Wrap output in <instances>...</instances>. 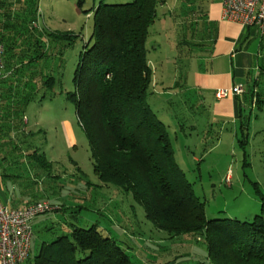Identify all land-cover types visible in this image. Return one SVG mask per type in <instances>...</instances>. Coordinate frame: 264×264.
I'll return each instance as SVG.
<instances>
[{
  "label": "rangeland",
  "instance_id": "obj_1",
  "mask_svg": "<svg viewBox=\"0 0 264 264\" xmlns=\"http://www.w3.org/2000/svg\"><path fill=\"white\" fill-rule=\"evenodd\" d=\"M129 1L85 0L82 7H77L75 0L39 1L41 27L50 36L47 55L38 66L41 75L54 77V85L40 89L33 86L34 99L19 103L26 135L12 131V142L0 149V178L5 192L23 194L26 201L48 200L54 206V211L31 221L30 263L42 242L68 233L73 225L96 224L104 236L127 243L132 247L125 248L128 254L135 253L131 256L134 264H138L136 259L148 256L139 245L160 243L170 248L174 244L179 251L180 246L193 244L188 237L166 240L130 193L99 179L93 170L86 132L67 95L76 91L74 71L92 28V17L85 12L101 2ZM197 3L199 9L193 5L192 11L187 9L185 13L180 8L183 0H160L157 5L146 42L153 71L147 102L167 126L175 159L204 203L206 218L252 221L260 211L258 189L264 194L263 79L260 74L255 77L260 87L259 106L251 105L249 96L238 99L230 92L222 98L223 102L234 101L235 116H223L214 109L216 102L210 94L199 91L194 75L205 64L209 39L203 12L208 0ZM53 33L71 35V39L55 38ZM248 43L245 46L251 49L253 44ZM252 48L259 55L258 64L264 66V37H259ZM257 62L251 59L253 80L259 71ZM33 149H38V161L33 158ZM15 204L13 201L10 206ZM163 237L165 241L159 242Z\"/></svg>",
  "mask_w": 264,
  "mask_h": 264
},
{
  "label": "trees",
  "instance_id": "obj_2",
  "mask_svg": "<svg viewBox=\"0 0 264 264\" xmlns=\"http://www.w3.org/2000/svg\"><path fill=\"white\" fill-rule=\"evenodd\" d=\"M39 1L0 0L4 62L0 149L12 142V131L25 134L22 124L26 121L19 103L34 99L33 86L40 89L54 85V77L41 75L38 66L47 55L50 36L41 27ZM84 1L75 0V4L82 7ZM200 1L183 0L180 8L183 13L187 9L191 12ZM159 3L160 0L101 2L85 12L92 17V28L74 71L76 91L67 95L86 132L93 170L104 184L130 193L146 219L166 240L188 237L193 243L180 246L179 251L173 248L174 244L170 248L160 243L151 247L139 245V250L148 256L136 259L138 264H264V194L258 189L260 211L252 221L207 219L204 203L175 159L167 126L147 102L153 71L146 42ZM53 35L71 39V35ZM259 74L264 83V66H260ZM255 81L244 100L249 96L251 105L259 106L260 87ZM239 117L243 121L240 108ZM26 144L29 146V142ZM32 152L38 161V149ZM67 232L42 242L33 262L27 257L23 264L135 263L131 257L135 253L125 250L132 247L104 236L96 224L73 225ZM164 241V237L159 240Z\"/></svg>",
  "mask_w": 264,
  "mask_h": 264
},
{
  "label": "crops",
  "instance_id": "obj_3",
  "mask_svg": "<svg viewBox=\"0 0 264 264\" xmlns=\"http://www.w3.org/2000/svg\"><path fill=\"white\" fill-rule=\"evenodd\" d=\"M205 21L209 26V39L203 57L205 64L201 70L194 72L196 85L202 94L208 93L213 97L216 102L214 109L221 113L220 115L230 114L231 117H234V101L223 102L225 98H217L215 93L219 89L229 90L234 85H242L244 93L234 96L244 100L246 91L251 85L253 86V81L257 82L255 77H258L260 66H263L258 64L259 55L253 51L252 47H254V43H257L259 37H264V34H261L255 26L238 24L224 19L222 0H208ZM256 35L259 37L255 41ZM247 41H249L247 45L253 44L251 49L245 46ZM251 59L257 62L259 70L257 74H254V80L250 79L253 74ZM244 79L247 80L246 83ZM13 201L16 204L10 206ZM35 201L37 200L26 201L23 194L11 195L9 191L5 192L0 178V202L2 204L17 209L24 208Z\"/></svg>",
  "mask_w": 264,
  "mask_h": 264
},
{
  "label": "built area",
  "instance_id": "obj_4",
  "mask_svg": "<svg viewBox=\"0 0 264 264\" xmlns=\"http://www.w3.org/2000/svg\"><path fill=\"white\" fill-rule=\"evenodd\" d=\"M223 18L238 24L255 26L264 34V0H222ZM4 77L3 46L0 44V85ZM240 95L242 85L219 89L217 98L228 93ZM53 205L40 200L24 208H12L0 202V264H23L30 251L33 235L31 221L37 215L50 212Z\"/></svg>",
  "mask_w": 264,
  "mask_h": 264
},
{
  "label": "bare ground",
  "instance_id": "obj_5",
  "mask_svg": "<svg viewBox=\"0 0 264 264\" xmlns=\"http://www.w3.org/2000/svg\"><path fill=\"white\" fill-rule=\"evenodd\" d=\"M244 93V92H243ZM241 95V94H240ZM235 96H239V95H235Z\"/></svg>",
  "mask_w": 264,
  "mask_h": 264
}]
</instances>
